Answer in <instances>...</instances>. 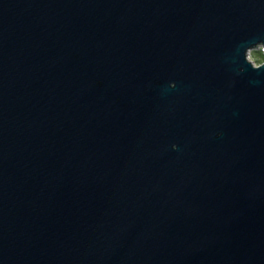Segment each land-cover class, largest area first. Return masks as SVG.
Here are the masks:
<instances>
[{
	"label": "water",
	"instance_id": "water-1",
	"mask_svg": "<svg viewBox=\"0 0 264 264\" xmlns=\"http://www.w3.org/2000/svg\"><path fill=\"white\" fill-rule=\"evenodd\" d=\"M259 46L264 0H0V264H264Z\"/></svg>",
	"mask_w": 264,
	"mask_h": 264
},
{
	"label": "rangeland",
	"instance_id": "rangeland-1",
	"mask_svg": "<svg viewBox=\"0 0 264 264\" xmlns=\"http://www.w3.org/2000/svg\"><path fill=\"white\" fill-rule=\"evenodd\" d=\"M247 57L252 62L253 65L258 66L259 64L264 62V55L263 53L258 50H251Z\"/></svg>",
	"mask_w": 264,
	"mask_h": 264
},
{
	"label": "built area",
	"instance_id": "built-area-1",
	"mask_svg": "<svg viewBox=\"0 0 264 264\" xmlns=\"http://www.w3.org/2000/svg\"><path fill=\"white\" fill-rule=\"evenodd\" d=\"M258 49L263 53L264 52V47L263 46H259Z\"/></svg>",
	"mask_w": 264,
	"mask_h": 264
}]
</instances>
